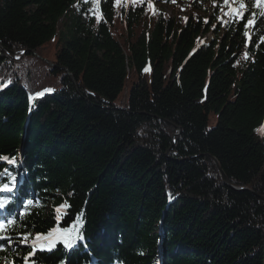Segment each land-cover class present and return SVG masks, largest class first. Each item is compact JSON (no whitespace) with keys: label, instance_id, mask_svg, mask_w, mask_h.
Here are the masks:
<instances>
[{"label":"trees","instance_id":"1","mask_svg":"<svg viewBox=\"0 0 264 264\" xmlns=\"http://www.w3.org/2000/svg\"><path fill=\"white\" fill-rule=\"evenodd\" d=\"M177 1L0 0V264H264V0Z\"/></svg>","mask_w":264,"mask_h":264},{"label":"rangeland","instance_id":"2","mask_svg":"<svg viewBox=\"0 0 264 264\" xmlns=\"http://www.w3.org/2000/svg\"><path fill=\"white\" fill-rule=\"evenodd\" d=\"M177 2H178L177 5H171V4H167V3H162V5L166 9L167 13L170 14L171 16H175L177 13L182 14V15L187 14L191 8V6L189 5L190 3L187 1H184V0H179ZM240 4H243V3L240 2L239 0H228V8L232 7V8L240 9ZM212 7H213V3H210V4L207 3L206 4V8L208 10L207 15L210 14ZM198 12L203 13V10H199ZM228 14L229 13H228V9H227L226 5L222 4L221 9H220V13L217 16L218 21L223 22V23L227 22ZM213 36H214V33L212 32V30H210L203 36V39L208 40V39L212 38ZM45 59H47V58H45ZM127 98H128V91L126 89H124V91L122 93H120V95L116 99V103L119 105H123L125 103V100H127ZM215 123H216V115L214 113H211L209 116V120H208V126L212 127L213 125H215ZM23 242H27V241L24 240Z\"/></svg>","mask_w":264,"mask_h":264},{"label":"snow or ice","instance_id":"3","mask_svg":"<svg viewBox=\"0 0 264 264\" xmlns=\"http://www.w3.org/2000/svg\"><path fill=\"white\" fill-rule=\"evenodd\" d=\"M228 0H225V3H227ZM257 7H260L262 9H264V5L262 4H257ZM240 9L243 10L244 9V5L243 4H240ZM238 16H241L243 15V12H238L237 13ZM261 15L264 16V11H261ZM255 21V14L253 16L252 19H249L248 20V25H252ZM245 35H248V33L246 32ZM261 40H264V37H261ZM0 191H5V192H10L12 191L11 188H9L8 185H4L2 188H0ZM7 203V201H3V202H0V209H3L4 208V204ZM29 204H31L32 202L31 201H28ZM13 223V220L9 219L7 220V224L11 225ZM4 228V224L0 223V229H3ZM67 231V230H65ZM78 238H82V237H72V236H67L63 239V243H64V246L66 249L70 250V249H73L75 244H76V241ZM0 239H10L8 237H0ZM37 240L41 239V237L37 236L36 238ZM52 247H54V244H50L48 245L47 249H44V248H41V250H48V251H51L52 250ZM3 249V246L0 245V250ZM33 252H29L28 254V257H25V259L27 260L29 257H32L34 255V252H35V246H33Z\"/></svg>","mask_w":264,"mask_h":264},{"label":"water","instance_id":"4","mask_svg":"<svg viewBox=\"0 0 264 264\" xmlns=\"http://www.w3.org/2000/svg\"><path fill=\"white\" fill-rule=\"evenodd\" d=\"M12 56L14 57H19L21 56V54H17V52L15 50H10L8 48H5ZM45 59V58H44ZM49 64H53L50 60L48 59H45ZM70 74V73H69ZM214 162L216 163L217 167H218V170L220 172V175H221V178L223 180L224 183L226 184H229L228 183V179H227V176L226 174L224 173V171L222 170V168L220 167L218 161L216 158H213ZM232 188L234 189H237V190H248L250 192H253L251 189L247 188V187H240V186H234V185H231ZM264 198V197H263Z\"/></svg>","mask_w":264,"mask_h":264}]
</instances>
